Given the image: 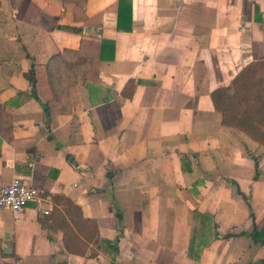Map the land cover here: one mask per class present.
Masks as SVG:
<instances>
[{
    "label": "crops",
    "instance_id": "obj_1",
    "mask_svg": "<svg viewBox=\"0 0 264 264\" xmlns=\"http://www.w3.org/2000/svg\"><path fill=\"white\" fill-rule=\"evenodd\" d=\"M119 1L0 0V189L18 176L64 194L100 235L71 253L62 230L43 227L46 203L18 219L0 207V264H264L250 235L264 229V159L212 99L264 57V0H131V30L118 29ZM104 39L115 58L72 83L49 117L25 76L32 62L51 100L48 59L97 53Z\"/></svg>",
    "mask_w": 264,
    "mask_h": 264
},
{
    "label": "trees",
    "instance_id": "obj_2",
    "mask_svg": "<svg viewBox=\"0 0 264 264\" xmlns=\"http://www.w3.org/2000/svg\"><path fill=\"white\" fill-rule=\"evenodd\" d=\"M16 5V0H12ZM64 5L75 4L84 8L87 0H62ZM132 2L131 0H120L118 4V29L131 30V27H124L125 21L131 22ZM59 28L73 31H81L80 27L70 25H58ZM91 43V42H90ZM84 44V43H83ZM92 45V44H91ZM116 43L114 40L104 39L96 53L95 48L89 47V53H81L80 50L65 49L63 52L54 54L48 59L47 78L51 87L53 97L44 101L37 88L36 63L33 61L31 68L25 74L32 83V96L42 104L50 117L53 108L57 104H63L69 97V87L72 83H85L88 79L94 78L95 63L115 58ZM30 54H28L29 56ZM96 57V59H95ZM134 81L129 80L128 87H133ZM134 88V87H133ZM125 89V94L127 93ZM214 107L222 115V123L226 126L236 128L246 133L254 141L264 145V57L258 58L246 64L233 78L231 84L217 87L212 92ZM68 160L77 165L73 156L68 154ZM110 174V171L108 172ZM237 193L243 196L251 210L254 218L252 204L249 196L245 194L239 185ZM55 201L54 209L41 221L42 225L49 232L63 231L64 245L68 252L86 255L90 243L100 242L99 225L96 219L86 217L82 207L75 203L70 197L64 194L53 196ZM243 231L238 234H244ZM238 234H229L238 235ZM257 243L264 244V229H253L250 233ZM114 253L118 251L113 246Z\"/></svg>",
    "mask_w": 264,
    "mask_h": 264
},
{
    "label": "built area",
    "instance_id": "obj_3",
    "mask_svg": "<svg viewBox=\"0 0 264 264\" xmlns=\"http://www.w3.org/2000/svg\"><path fill=\"white\" fill-rule=\"evenodd\" d=\"M46 203L48 206H41L42 214H48L54 204L51 194L47 193L42 187L29 184L22 178L16 176L12 181L0 189V207L9 208L15 213L23 211L31 203Z\"/></svg>",
    "mask_w": 264,
    "mask_h": 264
},
{
    "label": "rangeland",
    "instance_id": "obj_4",
    "mask_svg": "<svg viewBox=\"0 0 264 264\" xmlns=\"http://www.w3.org/2000/svg\"><path fill=\"white\" fill-rule=\"evenodd\" d=\"M252 141L253 142H251L250 147L248 149L251 150L252 153H255L256 155H258L260 158L264 159V145L257 143L253 139Z\"/></svg>",
    "mask_w": 264,
    "mask_h": 264
},
{
    "label": "water",
    "instance_id": "obj_5",
    "mask_svg": "<svg viewBox=\"0 0 264 264\" xmlns=\"http://www.w3.org/2000/svg\"><path fill=\"white\" fill-rule=\"evenodd\" d=\"M3 264H21L20 262H16L14 260H8V261H5Z\"/></svg>",
    "mask_w": 264,
    "mask_h": 264
}]
</instances>
